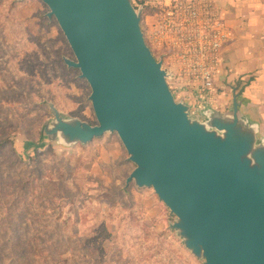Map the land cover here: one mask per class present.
<instances>
[{"label":"rangeland","instance_id":"374dc122","mask_svg":"<svg viewBox=\"0 0 264 264\" xmlns=\"http://www.w3.org/2000/svg\"><path fill=\"white\" fill-rule=\"evenodd\" d=\"M132 2L176 99L193 103L194 117L215 108L220 90L203 91L207 63L189 59L182 10L171 22L172 0ZM48 11L42 0H0V139L20 155L0 149V264H204L170 227L176 217L154 189L127 184L135 164L117 133L69 148L41 138L49 102L98 123L88 81L64 68L61 57L75 55Z\"/></svg>","mask_w":264,"mask_h":264},{"label":"water","instance_id":"95a60500","mask_svg":"<svg viewBox=\"0 0 264 264\" xmlns=\"http://www.w3.org/2000/svg\"><path fill=\"white\" fill-rule=\"evenodd\" d=\"M91 87L98 123L52 117L41 138L62 148L117 133L135 168L126 182L153 188L176 219L170 227L204 264H264V136L232 86L229 111L177 100L147 44L132 0H42ZM202 117V118H201Z\"/></svg>","mask_w":264,"mask_h":264},{"label":"crops","instance_id":"0c3cea01","mask_svg":"<svg viewBox=\"0 0 264 264\" xmlns=\"http://www.w3.org/2000/svg\"><path fill=\"white\" fill-rule=\"evenodd\" d=\"M213 1L231 36L221 50L222 65L215 80L220 97L215 108L226 111L233 98L229 87L241 82V109L261 124L264 136V0ZM102 145L109 146L106 140Z\"/></svg>","mask_w":264,"mask_h":264},{"label":"built area","instance_id":"2783aa9c","mask_svg":"<svg viewBox=\"0 0 264 264\" xmlns=\"http://www.w3.org/2000/svg\"><path fill=\"white\" fill-rule=\"evenodd\" d=\"M171 3L172 8L167 12L169 21L175 22L182 10L183 43L189 47L190 61L195 58L207 63L201 72L202 88L205 93H211L222 63L221 50L231 38L230 33L213 0H172ZM197 72L200 74V70Z\"/></svg>","mask_w":264,"mask_h":264},{"label":"trees","instance_id":"16d2710c","mask_svg":"<svg viewBox=\"0 0 264 264\" xmlns=\"http://www.w3.org/2000/svg\"><path fill=\"white\" fill-rule=\"evenodd\" d=\"M142 16L144 17L145 16V12H144V10H143V12H142ZM48 18V17H47ZM53 19V18H52ZM51 19V20H52ZM47 23H49L50 24V20H49V18H48V20L46 21ZM59 24V23H58ZM60 27V26H59ZM60 29H61V27H60ZM62 30V29H61ZM63 32V31H62ZM61 61H62V63L64 64V68L66 69V70H68V71H70L71 69H73V68H68L67 67V65H66V63H65V61H64V59H63V57H61ZM86 80V79H85ZM40 132V131H39ZM107 134V133H106ZM106 134L105 135H103L102 137H104V136H106ZM102 137H99V138H94L93 140H97V139H100V138H102ZM92 140V141H93ZM91 141V142H92ZM90 143V142H89ZM7 144H9V146H10V148H11V150H12V152H14L15 154H17L18 156H20L19 154H18V152H17V150H16V148H15V146H14V143H13V141L10 139V138H8V137H6V138H2V139H0V149H2V148H4ZM132 183H134V182H131L130 184H132ZM129 184V185H130ZM135 184V183H134ZM128 185V186H129Z\"/></svg>","mask_w":264,"mask_h":264}]
</instances>
